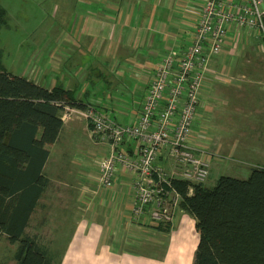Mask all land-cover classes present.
Returning <instances> with one entry per match:
<instances>
[{
    "label": "crops",
    "instance_id": "0c3cea01",
    "mask_svg": "<svg viewBox=\"0 0 264 264\" xmlns=\"http://www.w3.org/2000/svg\"><path fill=\"white\" fill-rule=\"evenodd\" d=\"M71 2L69 21L66 30L57 34L56 49L45 50V56L36 60L26 77L47 88L59 84L74 91L82 105L91 100L98 102L116 121H135L155 68L171 47L190 43L205 0ZM235 32L231 26L221 50L227 58L231 53L233 59L241 46L233 38ZM213 80L209 75L206 82L214 85L218 81ZM221 102L213 88L204 91L199 122L190 138L197 145L214 147L215 152L206 159L216 169L220 164L215 158L222 156L218 149H229L230 154L238 150L235 142L225 144L226 128L209 119ZM63 128L87 147L62 153L66 155L65 163L57 164L60 182L52 190L58 206L55 215L59 235L41 243L57 254L58 264H193L198 243L194 216L174 207V221L168 231L161 230L158 221L147 216L133 217L131 175L120 171L113 186L106 188L98 184L96 170L88 164L94 156L108 153L109 144L90 138L87 123L80 124L76 119L63 122ZM55 143L47 146L50 153L44 173L49 185L40 200L52 184L46 170ZM135 145L129 146L130 153ZM173 169L172 162H168L166 171Z\"/></svg>",
    "mask_w": 264,
    "mask_h": 264
},
{
    "label": "trees",
    "instance_id": "16d2710c",
    "mask_svg": "<svg viewBox=\"0 0 264 264\" xmlns=\"http://www.w3.org/2000/svg\"><path fill=\"white\" fill-rule=\"evenodd\" d=\"M7 19L0 4V28ZM64 104L82 106L74 91L59 84L47 88L0 71V235L16 245V264H58L57 254L27 227L49 185L47 146L59 138ZM205 181L171 179L177 206L195 219L193 264H264V166L246 178L222 174L214 185ZM173 221L174 215L159 228L168 231Z\"/></svg>",
    "mask_w": 264,
    "mask_h": 264
},
{
    "label": "built area",
    "instance_id": "2783aa9c",
    "mask_svg": "<svg viewBox=\"0 0 264 264\" xmlns=\"http://www.w3.org/2000/svg\"><path fill=\"white\" fill-rule=\"evenodd\" d=\"M231 26L236 41L239 30L264 35V0H205L190 43L171 47L155 68L135 121H116L93 100L82 106L63 105V122L84 119L90 138L110 146L108 153L88 162L96 170L98 184L113 186L122 170L131 175L133 217L171 221L179 199L171 179L194 183L207 179L206 156L215 152L214 147L197 145L190 138L199 122L204 91L211 88L206 82L209 75L213 81L220 79V73L210 68V59L221 52ZM132 143L136 145L130 153ZM168 162L174 167L171 172L166 171Z\"/></svg>",
    "mask_w": 264,
    "mask_h": 264
},
{
    "label": "rangeland",
    "instance_id": "374dc122",
    "mask_svg": "<svg viewBox=\"0 0 264 264\" xmlns=\"http://www.w3.org/2000/svg\"><path fill=\"white\" fill-rule=\"evenodd\" d=\"M71 1L0 0L8 16L6 24L0 28V71L26 76L36 60L45 56V50L54 51L57 34L66 30ZM237 38L241 46L234 51L233 59L231 53L227 58L228 54L222 51L211 61L210 67L221 72L219 78L227 80L219 79L211 84L213 94L222 102L217 104L215 113L209 119L226 128L225 144L235 142L238 150L230 154L229 149L222 152L218 149L222 156L215 159L220 165L216 169L209 164V175L205 181L209 186L214 185L222 174L246 178L253 167L264 166V35L259 31L248 33L245 29ZM223 57L226 62H223ZM51 71L56 75L54 69ZM71 118L80 124L87 123L81 118ZM81 146L86 150L87 144L78 141L73 132L63 128L58 141L50 148L46 174L52 177V184L27 227L29 234H37L42 241L48 242L59 235L55 215L58 206L52 190L60 182L57 164L65 163V154ZM193 230L198 234L194 223ZM15 249L16 245L9 243L5 235H0V264H16Z\"/></svg>",
    "mask_w": 264,
    "mask_h": 264
}]
</instances>
